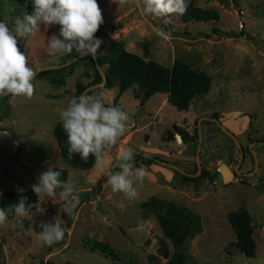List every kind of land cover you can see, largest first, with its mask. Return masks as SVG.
Masks as SVG:
<instances>
[{"label":"rangeland","instance_id":"374dc122","mask_svg":"<svg viewBox=\"0 0 264 264\" xmlns=\"http://www.w3.org/2000/svg\"><path fill=\"white\" fill-rule=\"evenodd\" d=\"M236 1L195 0L197 6L216 11L218 20L184 22L172 14L171 22L165 24L161 18L143 14L142 0H126L124 4L97 0L104 21L94 36L102 41L97 53L121 46L168 67L181 60L211 77L210 90L197 96L187 110H177L160 92L140 105L132 95L140 92L135 83L122 91L118 85L88 91L86 95L101 98L104 105L115 104L129 114L122 142L194 174L199 139L186 143L178 140L176 133L183 129L193 135L198 120L207 116L219 119L237 136L243 150L251 146L258 159L254 170V157L244 151L238 165L240 152L233 138L216 122L201 120L200 172L208 171L210 178L199 177L200 173L192 181L184 180L172 166L157 160L142 163L136 155L139 153L131 150L135 167L143 165L148 175L142 184L134 182L138 197L129 202L123 194L112 191L108 177L98 194L90 193L100 177L120 170L116 157L125 146L117 143L109 148L102 168L94 163L80 169L67 164L52 133L61 110L75 97L76 82L92 81L91 60L79 57L71 61L79 56L75 48L69 55H48V40L59 35V25H41L35 36H16L15 19L33 12V0H1L0 19L16 37L17 47L37 75L30 100L0 97V193L31 188L40 174L57 167L67 170L64 183L84 200L70 222L64 212L69 202L59 196L55 200L39 198L28 217L7 218L0 225V264H166L168 258L159 250V239L164 236L157 220L159 206L166 202L200 216V232L180 246L186 256L184 264H264V0ZM162 27L169 30L165 31L167 37L157 34ZM213 27L219 32L214 33ZM239 31L244 35L229 34ZM68 61L66 69L38 76L42 67ZM51 76L62 78V82L52 83ZM235 169L240 174H235ZM60 191L62 188L57 189ZM237 209H246L251 215L256 243L252 257L235 245V232L227 216ZM57 215L64 221V237L52 246L43 245L37 236L41 225L52 223ZM89 233L94 235L90 238ZM95 240L108 244L118 259L93 248ZM166 242L170 257L175 246L169 239Z\"/></svg>","mask_w":264,"mask_h":264},{"label":"clouds","instance_id":"9594fccd","mask_svg":"<svg viewBox=\"0 0 264 264\" xmlns=\"http://www.w3.org/2000/svg\"><path fill=\"white\" fill-rule=\"evenodd\" d=\"M121 4L126 0H120ZM142 12L146 16L161 18L165 24L171 22V15H183L189 0H142ZM33 12L22 18L16 17L14 32L16 36L27 38L35 36L41 25H59V35H52L48 40L49 56L69 55L75 48L80 57L96 56L102 41L94 39L95 33L104 23L102 10L97 0H33ZM157 34L167 37L163 28ZM37 73L28 66L24 53L17 47V39L8 25L0 21V97L11 96L31 99L35 87L32 81ZM62 128L67 137L68 158L79 155L87 162L94 156L95 166L103 167L108 156V149L116 145L128 130L130 116L118 107H106L101 98L80 95L70 99L66 108L60 112ZM134 153L123 149L116 157L119 171L108 176L107 183L115 193L123 194L131 202L138 197L135 181L141 184L148 175L145 167H135ZM60 171L49 169L37 177V183L31 186L39 198L55 200L57 196L68 201L64 212L68 215L80 203L75 190L60 180ZM58 188L62 191L57 192ZM21 192L23 190H20ZM36 204H28L27 197L21 195L18 202L6 209L0 208V225L6 223L8 215L14 213L17 218L28 217ZM52 223L42 224V231L37 234L43 245L52 246L63 239L64 221L59 215ZM94 233H89L91 238Z\"/></svg>","mask_w":264,"mask_h":264},{"label":"trees","instance_id":"16d2710c","mask_svg":"<svg viewBox=\"0 0 264 264\" xmlns=\"http://www.w3.org/2000/svg\"><path fill=\"white\" fill-rule=\"evenodd\" d=\"M23 1V0H20ZM222 4H229L236 0H218ZM1 2V0H0ZM178 15V14H176ZM182 21L188 22L191 20L201 21H216L218 13L211 9L201 8L195 4V0H189L187 11L183 15H178ZM0 21H2L0 19ZM164 31H169L162 27ZM213 32H219L215 27ZM232 36H243L244 32H230ZM250 37V36H249ZM89 58L94 68V76L90 83L83 84L76 82L75 97L80 96L86 86L102 80L97 67H101L105 74L106 80L104 87L112 88L116 85L122 91L130 87L133 83L137 84L139 91H133V97L139 99V104L148 99L154 93H165L166 101L173 105L177 110H187L191 102L200 95L207 93L211 87V77L203 70H195L181 60H174L171 66H165L153 60H145L140 55L130 52L121 46H117L109 51L97 53L95 57L87 56L80 59ZM67 67L46 69L38 73V76H49L58 73ZM52 83L62 82V78H49ZM89 93V92H87ZM106 107H118L115 104L105 105ZM120 108V107H118ZM121 109V108H120ZM53 136L57 142L61 156L72 167L87 169L95 163L94 156H89L87 162L81 160L79 155H74L72 159L68 158L67 152V137L63 131L61 120L59 119L53 127ZM178 133L184 142H192L198 138L197 131L190 135L183 129H178ZM142 159V163H154L158 158L156 156L136 154ZM54 171H60V180L65 182L68 178V172L64 168H51ZM49 170V169H48ZM46 170V171H48ZM45 171V172H46ZM177 173H180L176 170ZM108 175L100 177L90 189V193L94 196L101 191L102 184L106 181ZM199 177L210 178L208 171H202ZM182 178L187 181H192L198 177L182 174ZM89 193V192H85ZM27 197L28 204H36L38 206V197L31 188L25 189L22 192L16 190H5L0 193V208H7L10 204L18 202L20 196ZM84 195V194H83ZM80 203L67 216V221H71L77 208L84 200V196L79 197ZM33 207L31 211L35 210ZM14 213H10L8 218H13ZM228 220L232 225L236 240L235 245L247 257H252L255 250V240L253 238V229L251 224V215L246 209H237L228 213ZM157 220L162 229L163 238L159 239V250L168 258L166 264H184L186 260L185 253L180 246L191 236L197 234L201 230L200 216L193 213L189 208L177 206L173 202H166L159 206L157 211ZM173 242L175 246L174 252L168 257V248L166 239ZM92 247L100 250L107 256L113 259H118L116 252L105 242L95 240ZM40 264H54L51 261H41ZM66 264H75L67 262Z\"/></svg>","mask_w":264,"mask_h":264},{"label":"water","instance_id":"95a60500","mask_svg":"<svg viewBox=\"0 0 264 264\" xmlns=\"http://www.w3.org/2000/svg\"><path fill=\"white\" fill-rule=\"evenodd\" d=\"M90 55V54H89ZM92 56V55H90ZM80 56H76L75 58H73L71 61H73L74 59H77L79 58ZM93 57V56H92ZM70 61L68 62H65L63 64H60V65H49V66H45V67H42L40 71L42 70H46V69H55V68H60L62 66H65L69 63ZM98 71L100 72V75L102 77V80L99 81V82H96V83H93V84H90L88 86L85 87V89L82 91L81 95H86L88 91L94 89V88H97V87H100V86H104L105 85V80H106V77H105V74L104 72L102 71L101 67H97ZM205 119H209V120H212L214 122H216L220 128H222L231 138H233V140L236 142L238 148H239V152H240V159L238 160V165L239 163L241 162L242 158H243V147L241 146V144L239 143V140L237 138V136L231 132L226 126H224L223 124H221V122L219 121V119L217 118H212V117H207V116H203L201 117L198 122H197V133H198V139H199V142H198V146H197V150H196V154H195V157H196V162H197V166H198V170L196 173L192 174V173H188V172H185L184 170H182L180 167L174 165V164H171L169 162H166V161H162L160 159H157L158 162H161V163H164L168 166H172L173 168H175V170L181 172L182 174H185V175H188V176H197L199 175L201 172V164H200V150H201V134H202V130H201V120H205ZM176 138L180 141H182V137L180 136L179 133H176ZM118 143L122 144L123 146H125L126 148L132 150L133 152H136V153H140L139 151H137L135 148H133L132 146H129L127 144H125L124 142H122L121 140L118 141ZM264 143V142H263ZM250 146V145H249ZM250 154L254 157V163H255V169L258 168V159H257V156H256V153L254 151V149L250 146ZM235 174H240L238 173L237 169H235ZM243 175H248V174H243Z\"/></svg>","mask_w":264,"mask_h":264},{"label":"flooded vegetation","instance_id":"af4514ba","mask_svg":"<svg viewBox=\"0 0 264 264\" xmlns=\"http://www.w3.org/2000/svg\"><path fill=\"white\" fill-rule=\"evenodd\" d=\"M245 151V153L250 154L249 150H248V146H246V149L244 148L243 152ZM251 155V154H250Z\"/></svg>","mask_w":264,"mask_h":264}]
</instances>
